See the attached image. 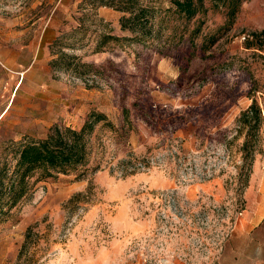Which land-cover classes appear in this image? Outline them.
Returning <instances> with one entry per match:
<instances>
[{
  "label": "rangeland",
  "instance_id": "rangeland-1",
  "mask_svg": "<svg viewBox=\"0 0 264 264\" xmlns=\"http://www.w3.org/2000/svg\"><path fill=\"white\" fill-rule=\"evenodd\" d=\"M93 3L0 0V153L15 163L30 140L54 124L80 128L93 110L118 126L81 176L31 179L0 216V264H118L122 251L139 264H218L227 243L226 264L241 262L244 236L264 229V151L243 186L238 122L254 98L264 110V0L244 1L233 24L212 6L180 27L166 18L154 44L129 39L124 13ZM62 51L93 68L66 71L64 56L53 67ZM260 133L264 149V123ZM130 154L137 170L121 163Z\"/></svg>",
  "mask_w": 264,
  "mask_h": 264
},
{
  "label": "trees",
  "instance_id": "trees-1",
  "mask_svg": "<svg viewBox=\"0 0 264 264\" xmlns=\"http://www.w3.org/2000/svg\"><path fill=\"white\" fill-rule=\"evenodd\" d=\"M95 6H108L123 12L120 23L122 30L133 33L129 38L134 42L154 44L160 37L163 23L166 18H174V25L180 27L178 20L184 19L187 23L202 14H206L212 6L215 9H223L227 17L226 24H233L242 3L246 0H170L172 5L164 8L158 3L162 0H95ZM160 26V29H157ZM188 31V25H185ZM199 27L191 31L199 32ZM184 34L182 35V37ZM105 40L116 39L119 41L128 38L104 35ZM65 36L56 40V44H63ZM69 57L62 69L84 75L90 72L93 65L84 62L74 54L61 52L52 60V66L58 68V61L62 57ZM127 110V109H126ZM264 110L257 101L242 111L238 118L240 126L245 129V140L241 147L244 164L241 167L239 179L243 186L250 180L253 165L258 153L264 151L261 144V127L264 123ZM104 131H118V126L101 111L93 110L88 114L80 128L54 124L46 136L30 140L18 151L14 152L15 163L9 160L8 152L0 153V216L21 200L29 191L31 179H47L59 176V174H71L79 172L78 176L85 173L88 165L105 151L102 135ZM138 157L129 156L121 161L123 165L133 164L137 170ZM141 163V162H140ZM101 161L92 167L93 171L100 169ZM134 169V170H135ZM92 184L84 193L87 198L92 190ZM83 193H78L69 199L75 201Z\"/></svg>",
  "mask_w": 264,
  "mask_h": 264
},
{
  "label": "crops",
  "instance_id": "crops-1",
  "mask_svg": "<svg viewBox=\"0 0 264 264\" xmlns=\"http://www.w3.org/2000/svg\"><path fill=\"white\" fill-rule=\"evenodd\" d=\"M261 206L264 208V195H263V202L261 203ZM118 230H120V233L126 237L134 233V227L132 228V227H129L123 224L118 225ZM257 230L264 234L263 227H258ZM246 234H249V233H246ZM263 234L261 235V238L259 241H254L250 239L249 238L250 234L248 236H244V238H246L247 240L242 242L243 244V247H241L242 252L233 253L235 256L242 257L244 260H242L241 262L239 260H234L232 264H264V236ZM124 243H125L124 240H122L121 244L123 246H124ZM229 247L230 245L229 243H227L225 247L226 250L223 252L222 256L218 259V264L227 263L226 253ZM118 264H139V263H135L133 260H127L126 252L122 251L121 258L120 259L118 258Z\"/></svg>",
  "mask_w": 264,
  "mask_h": 264
},
{
  "label": "built area",
  "instance_id": "built-area-1",
  "mask_svg": "<svg viewBox=\"0 0 264 264\" xmlns=\"http://www.w3.org/2000/svg\"><path fill=\"white\" fill-rule=\"evenodd\" d=\"M146 264H152V263H151V261L146 260ZM160 264H181V263L176 262V261H167V262H162Z\"/></svg>",
  "mask_w": 264,
  "mask_h": 264
}]
</instances>
